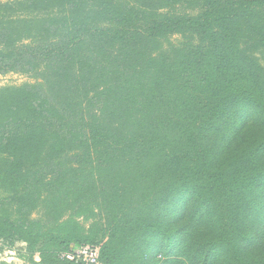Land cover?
Wrapping results in <instances>:
<instances>
[{
    "label": "rangeland",
    "instance_id": "374dc122",
    "mask_svg": "<svg viewBox=\"0 0 264 264\" xmlns=\"http://www.w3.org/2000/svg\"><path fill=\"white\" fill-rule=\"evenodd\" d=\"M24 1L0 0V19L11 23L0 35V264L35 263L10 236L12 224L61 242L99 243L111 264H264V143L261 134L237 132L245 120L264 129V0H174L187 3L182 14H212L159 40L185 93L173 102L152 98L144 116L138 101L105 108L100 94L83 97L85 121L70 119L59 132L50 122L46 133L30 115L43 64L29 48L16 50L17 42H37L39 11ZM126 2L135 10L123 15L137 23L168 13L171 0L144 2H159L158 13ZM81 42L85 57L89 42ZM234 70L239 85L225 87ZM166 90L158 84L153 94ZM4 103L15 121L2 122ZM241 145L246 154L232 161ZM213 146L203 168L199 154ZM38 242L64 248L48 236Z\"/></svg>",
    "mask_w": 264,
    "mask_h": 264
},
{
    "label": "trees",
    "instance_id": "16d2710c",
    "mask_svg": "<svg viewBox=\"0 0 264 264\" xmlns=\"http://www.w3.org/2000/svg\"><path fill=\"white\" fill-rule=\"evenodd\" d=\"M126 1L128 0L24 1L25 4H31V7L38 8L39 11L37 19L34 20V24H38L36 44L26 47L17 42L16 49L26 52L29 48L31 54L34 55V60L43 64V68L38 70L37 78L40 81L37 80V86L39 89L30 114L31 117L35 116L33 125L37 131L46 133L50 122L56 124V130L53 129V131L59 132L61 124L64 129H67V124H63V122H68L70 119L85 121V105L82 98L86 97V100L94 94L103 96V101L100 104L105 108L109 105L112 106L114 101H120L123 98L128 104L135 105L138 101L140 113L144 116V112L152 104V98L158 101L170 100L173 102L185 93L183 85L179 88V82L174 81L175 73L172 70L167 71L166 64L168 62L163 58V48L159 46V40L164 36L167 38V36L180 34V30L173 28L176 25L190 24L197 19L207 22L212 18V14L208 11L195 16L189 13L182 14L179 10L180 5L187 3L181 4L180 1L177 4L174 0H171L168 13L159 14L158 11L161 9L159 2L144 4V2L158 0H137L138 4H143V6L138 5L136 9L142 8L147 12L158 13L154 18L140 20L144 21L141 24V22H134L131 18L128 20L127 16L123 15L128 10L133 11L135 7L134 2L131 5ZM163 1L165 0H161V3ZM198 1L201 4L211 5L212 2L221 0ZM15 4L20 5L21 3ZM11 20L15 22L16 17L12 16ZM135 23L136 26H134ZM5 24L11 23L8 21L4 23L0 19V35L3 33ZM81 41L89 42L85 57L79 48ZM231 67L233 66L231 65ZM202 75L205 78H211L209 74ZM231 77L232 82L226 83L225 87L227 84H230L231 87L234 84L239 85L237 82L239 76L235 70ZM224 80L227 81V79ZM166 83L167 90L165 92L153 94V90L158 84L166 85ZM173 87L179 92L172 90ZM119 92L124 93L120 95ZM21 109L18 108L17 111H21ZM121 111L124 112V110ZM95 114L97 118L100 116V108L96 110ZM1 119L2 122L15 121L14 112L11 111L8 104L4 103L3 105ZM42 124H46V127H43ZM237 132L239 135L250 133L254 139L261 134L259 139L264 143V129L260 132L249 121L245 120ZM127 134H132L131 129L127 130ZM259 147L261 145L256 146L247 156L243 157L244 166L249 167L254 163L255 158H259L255 153ZM246 148L248 147L244 145L238 146L236 150H241L242 153L238 155L235 153L231 156V160L233 161L237 156L239 158L241 155L244 156L246 153L243 151ZM215 151L216 147L213 146L208 150H202L201 154L198 153L201 158L200 166L203 168L211 166V160L216 155ZM192 189L198 190L196 187L188 188L190 191ZM10 230L13 232L10 236L27 244L29 259L33 260L34 256L39 258L38 264H75L61 259L59 253L68 250L70 245H83L70 240L61 242L50 233L33 234L26 228L14 224L10 225ZM46 236L50 237L51 242L64 246V248L58 252L48 250L44 243L38 242ZM84 244L100 245V259L105 264H111L109 260L111 254L106 246L99 243Z\"/></svg>",
    "mask_w": 264,
    "mask_h": 264
},
{
    "label": "built area",
    "instance_id": "2783aa9c",
    "mask_svg": "<svg viewBox=\"0 0 264 264\" xmlns=\"http://www.w3.org/2000/svg\"><path fill=\"white\" fill-rule=\"evenodd\" d=\"M100 247L96 244L70 245L59 257L75 264H105L100 259Z\"/></svg>",
    "mask_w": 264,
    "mask_h": 264
},
{
    "label": "crops",
    "instance_id": "0c3cea01",
    "mask_svg": "<svg viewBox=\"0 0 264 264\" xmlns=\"http://www.w3.org/2000/svg\"><path fill=\"white\" fill-rule=\"evenodd\" d=\"M32 259H33L34 262H35V263H33V264H38V261H39V260H38V257H37V256H34Z\"/></svg>",
    "mask_w": 264,
    "mask_h": 264
}]
</instances>
